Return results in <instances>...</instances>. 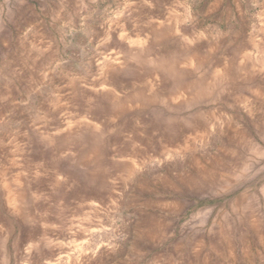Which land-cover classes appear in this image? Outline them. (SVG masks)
Masks as SVG:
<instances>
[{
  "label": "rangeland",
  "instance_id": "rangeland-1",
  "mask_svg": "<svg viewBox=\"0 0 264 264\" xmlns=\"http://www.w3.org/2000/svg\"><path fill=\"white\" fill-rule=\"evenodd\" d=\"M0 264H264V0H0Z\"/></svg>",
  "mask_w": 264,
  "mask_h": 264
},
{
  "label": "bare ground",
  "instance_id": "bare-ground-1",
  "mask_svg": "<svg viewBox=\"0 0 264 264\" xmlns=\"http://www.w3.org/2000/svg\"><path fill=\"white\" fill-rule=\"evenodd\" d=\"M134 163V162H133ZM135 165V164H134Z\"/></svg>",
  "mask_w": 264,
  "mask_h": 264
}]
</instances>
